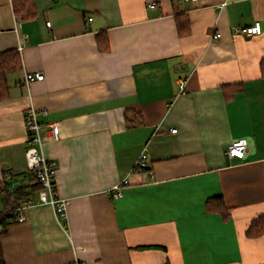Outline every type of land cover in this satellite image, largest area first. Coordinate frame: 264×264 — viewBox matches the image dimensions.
<instances>
[{"label":"crops","instance_id":"1","mask_svg":"<svg viewBox=\"0 0 264 264\" xmlns=\"http://www.w3.org/2000/svg\"><path fill=\"white\" fill-rule=\"evenodd\" d=\"M33 2L34 17L19 20L11 0H0V52L24 40L22 67L0 100V186L32 184L24 121L32 107L40 152L55 161L57 195L69 202L65 217L34 204L9 222L4 264H264V235H245L264 213V31L233 30L264 27V0ZM181 13L185 36L175 23ZM26 72L44 77L20 84ZM226 84L242 89L225 97ZM128 109L141 124L127 126ZM241 138L244 158L227 157ZM142 151L151 174L131 171ZM213 196L228 216L206 209Z\"/></svg>","mask_w":264,"mask_h":264},{"label":"built area","instance_id":"2","mask_svg":"<svg viewBox=\"0 0 264 264\" xmlns=\"http://www.w3.org/2000/svg\"><path fill=\"white\" fill-rule=\"evenodd\" d=\"M179 1H187V0H179ZM224 4V3H223ZM222 4V5H223ZM151 8L155 7V4L149 5ZM92 18L88 17L87 20L90 21ZM46 26H49V22L45 23ZM235 32L243 33L246 36L261 34L264 31V27L260 24V22L256 21L253 24L245 27H236L233 29ZM215 38L221 37V33L219 31L214 32L213 36ZM23 39L19 41L17 50L22 48ZM43 74L41 72H26L24 74L23 79L20 81V84L28 85L33 80H42ZM179 88L182 91L184 88V81H179ZM45 113V111H42ZM37 110L30 107L25 110L24 113V121L27 132V146L25 149V157L28 166L29 172H31L34 176V182H38L40 184V188L37 191V196L34 198L32 195L25 198L20 205L15 208L17 212L16 220L23 221L25 219V211L34 204H48L50 205L55 214L58 217H65L66 208L68 206L69 200L67 198H63L57 195L55 175H56V163L53 160L46 159L43 154L40 152L42 141H41V128L42 125L37 120ZM51 127V136L53 140L58 139V128L56 124H50ZM170 132H176V129L172 128ZM248 149L247 140L244 138L237 139L231 141L226 149L225 154L229 158L234 159H243L245 152ZM138 171L141 173H149L151 174V170L149 168L148 160L145 155V152L142 151L137 159L135 160L132 170ZM11 173H6V177H10ZM128 183L126 179L122 180L115 186L111 188L109 194L112 197H119L122 195L123 187ZM69 264H90L83 262L78 259H74Z\"/></svg>","mask_w":264,"mask_h":264},{"label":"trees","instance_id":"3","mask_svg":"<svg viewBox=\"0 0 264 264\" xmlns=\"http://www.w3.org/2000/svg\"><path fill=\"white\" fill-rule=\"evenodd\" d=\"M12 9L14 15L19 20L32 19L35 15V7L33 0H11ZM175 23L179 36H185L190 32L189 19L186 14L175 15ZM98 47L101 50H107L109 47L108 39L105 35H101L98 38ZM261 76H264V57L259 62ZM22 67L21 58L17 49H10L0 52V100L8 96L9 85L7 77L10 73L20 70ZM242 89L240 84L236 85H224L222 86L225 97L232 96ZM133 113L138 118H131L129 113ZM125 120L127 126H137L141 124L140 114L133 110L128 109L125 111ZM31 173V172H30ZM30 179L32 184L29 186V190L22 186H16L12 188L11 183H5L0 186L2 194L3 207L0 210V235L6 231L7 224L16 219L17 212L15 208L20 203L31 196L32 193L37 192L40 188L38 182H34V176L31 173ZM207 210H217L223 216H228L229 212L226 208L222 196H213L205 202ZM247 237H258L264 235V213L259 214L253 218L245 230ZM0 264H4L1 248H0Z\"/></svg>","mask_w":264,"mask_h":264}]
</instances>
